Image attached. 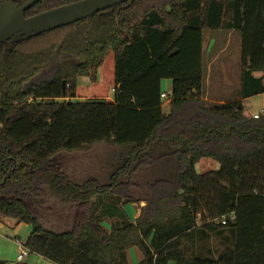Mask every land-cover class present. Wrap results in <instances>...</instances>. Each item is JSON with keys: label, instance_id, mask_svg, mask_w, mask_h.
I'll use <instances>...</instances> for the list:
<instances>
[{"label": "trees", "instance_id": "16d2710c", "mask_svg": "<svg viewBox=\"0 0 264 264\" xmlns=\"http://www.w3.org/2000/svg\"><path fill=\"white\" fill-rule=\"evenodd\" d=\"M80 1L42 0L25 17ZM220 30L241 39L240 99L208 107L205 33ZM260 95L264 0H130L3 43L0 198L17 200H0V222L32 226L23 247L53 264H127L134 248L140 264H264V111L248 118L244 104ZM100 144L124 149L105 179L76 183L50 161ZM207 158L220 170L199 175ZM38 185L76 210L67 232L46 229L24 206ZM140 201L132 222L125 207ZM213 236L223 252L197 256V243Z\"/></svg>", "mask_w": 264, "mask_h": 264}, {"label": "rangeland", "instance_id": "374dc122", "mask_svg": "<svg viewBox=\"0 0 264 264\" xmlns=\"http://www.w3.org/2000/svg\"><path fill=\"white\" fill-rule=\"evenodd\" d=\"M204 65H205V81L203 88V100L206 106L212 107L219 105L220 102L227 103L233 102L240 99V81H241V39L239 34L232 32L228 33L225 30L220 31H207L205 33L204 42ZM261 73H256V77H260ZM88 80L83 78L80 79L79 84H87ZM171 83L169 81L163 82V92L170 93L168 88H170ZM168 95V94H167ZM169 98L164 101L163 111L167 114L169 112ZM246 112L245 115L248 118H253L256 114H261L264 111V95H260L248 100L245 103ZM122 150L116 149V147H111L109 145H96L92 148H86L79 154L75 155H60L55 159V162L66 165L69 167H79L75 172H80V169H86L87 171H93V175L96 177L105 179L107 171L109 170V164L111 160L119 156ZM220 165L212 159H202L196 166V171L199 175H203L209 172L219 171ZM77 175V173H76ZM135 196H138L140 192L137 190ZM45 208L51 209L48 213H43L41 215L40 210L35 206L38 215L47 222V225H56L58 222L62 221L63 217L58 216V211L61 208L60 204H54L52 199L45 198ZM26 203H29L26 201ZM43 203V204H44ZM145 205V204H144ZM127 208V213L132 214L131 208ZM45 209V211H47ZM68 210L65 208L63 214ZM70 211V210H69ZM71 212V211H70ZM13 222V220H7ZM103 223V227L110 230L113 221L106 220ZM5 224V223H4ZM23 224V223H22ZM59 225V224H58ZM55 228L58 230L62 229L60 226ZM5 227V226H4ZM54 226H52L53 228ZM20 234L24 237L19 236L22 242L26 243L32 233V226L23 224L20 228ZM59 232V231H58ZM224 239L221 237H210L207 240L199 241L194 249V253L197 256L217 259L218 256L223 252ZM185 246L189 247L188 244L184 243ZM141 257L140 252L137 249H131L128 252V264H138V258Z\"/></svg>", "mask_w": 264, "mask_h": 264}, {"label": "water", "instance_id": "95a60500", "mask_svg": "<svg viewBox=\"0 0 264 264\" xmlns=\"http://www.w3.org/2000/svg\"><path fill=\"white\" fill-rule=\"evenodd\" d=\"M40 1L42 0H27L21 6H15L12 3L8 2L0 3V44L3 42L14 43L21 39H32L39 35L81 22L95 16L100 12H104L114 7L121 6L130 0H83L48 12H44L28 19L25 18V12L33 6L37 5ZM116 149L122 150L121 153H123L124 151V149L121 147H116ZM64 154L71 156L79 154V152H62L54 156L50 161L59 166L62 173L71 181L77 183L80 181L85 182L88 180L99 181L101 179L99 177H96L95 174L93 175V171H87L86 169L82 168L80 169V172H75L79 169V167L75 166L71 168L69 166L61 165L55 162V159L57 157ZM0 200L12 202L15 199L13 197H1ZM53 201L54 204H57V206H59L60 203L58 201ZM22 202L28 209L32 217L39 220L40 216L38 215L39 213H37L35 208H33L30 203H26V201ZM58 212V216L63 217V219L62 221L58 222L57 225L59 224L58 226H60L62 232L65 233L69 230L67 227L69 211L67 210L63 214L62 209H60V211ZM73 212L74 214H76V210H73ZM4 223H7V221H5ZM40 223L43 224L44 222L40 220ZM43 225L46 229L57 233L56 230L50 229L52 228V226H54L55 228L57 225H48L50 228L46 224Z\"/></svg>", "mask_w": 264, "mask_h": 264}, {"label": "crops", "instance_id": "0c3cea01", "mask_svg": "<svg viewBox=\"0 0 264 264\" xmlns=\"http://www.w3.org/2000/svg\"><path fill=\"white\" fill-rule=\"evenodd\" d=\"M169 82L171 83L170 88L168 87L166 88L168 89V91H170V93L165 92V94H168V96L172 92V82L171 81ZM246 102L247 101H245L244 104ZM219 104H223V102H220ZM144 204L145 202H133L125 207L126 213L128 206H130L129 208H131L132 210V214L129 215L127 213L129 219L132 222H135L141 216L142 209L143 207H145ZM22 225L23 224L16 225L14 221L9 223L7 221V223H5V225L2 226L0 230V262H6L8 264H53L35 254H29L21 262L17 260L18 255L20 254V245L19 243L16 242V240H18L21 244L22 243L24 244V242H22L21 239L19 238V236L24 237L20 234V230H21L20 228ZM25 238L26 236L24 237V239ZM137 260H138V264H140L142 257L138 258Z\"/></svg>", "mask_w": 264, "mask_h": 264}, {"label": "flooded vegetation", "instance_id": "af4514ba", "mask_svg": "<svg viewBox=\"0 0 264 264\" xmlns=\"http://www.w3.org/2000/svg\"><path fill=\"white\" fill-rule=\"evenodd\" d=\"M27 1V0H26ZM25 1V2H26ZM12 3L13 5H15V6H21L22 4H24L25 2H23V3H19V2H14V1H6V2H0V3ZM26 18V17H25ZM31 18V17H30ZM28 19V18H27ZM3 43H9V44H13L12 42H3ZM3 43H1V44H3ZM15 43V42H14ZM0 44V45H1ZM58 167V166H57ZM40 187V185H38L37 187H36V189H35V191L33 192V193H30V192H27V193H25V197L24 198H21L23 201H28L29 203H32V205H35L39 210H40V213H41V215L43 214V213H48V211H50L51 209H46L45 208V203H46V201H44L45 200V198H47V199H51V197L49 196V195H47L45 192H44V190L42 189V188H39ZM135 194L136 193H133V190H129V195L132 197V198H135V199H137L138 197H140L139 195L138 196H135ZM15 200H13V201H16L17 200V198L16 197H13ZM45 202V203H44ZM140 202H143V201H140ZM44 203V204H43ZM61 206V205H60ZM145 206H146V202H145ZM61 208H63L64 210H65V208L64 207H62L61 206ZM144 208V207H143ZM45 209L47 210V211H45ZM63 210V211H64ZM69 211V210H68ZM71 211V212H70ZM68 213H69V215H68V220H67V225L68 226H72V224H73V221H74V218H75V214H74V212H73V209H71ZM42 221V222H44L43 224H46L47 225V222L46 221H44L43 220V218L42 217H40V219H39V221ZM57 225V224H56ZM48 226V225H47ZM49 227V226H48ZM50 228V227H49ZM50 229H52V230H56L57 232L59 231V232H62L61 230H58V229H56V228H50Z\"/></svg>", "mask_w": 264, "mask_h": 264}, {"label": "built area", "instance_id": "2783aa9c", "mask_svg": "<svg viewBox=\"0 0 264 264\" xmlns=\"http://www.w3.org/2000/svg\"><path fill=\"white\" fill-rule=\"evenodd\" d=\"M161 98H162V100L165 101V100H168L169 96L167 94L163 93L161 95ZM260 117H261V114H256V115L253 116V119L254 120H259ZM223 224H225V223H223ZM3 225H5L4 222H0V230H1ZM16 242L19 243V245H20V254L18 255L17 260L19 262H21V261H23L25 259V257H27L30 254V252L27 249H25L23 247V245L18 240H16Z\"/></svg>", "mask_w": 264, "mask_h": 264}]
</instances>
